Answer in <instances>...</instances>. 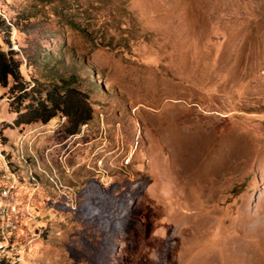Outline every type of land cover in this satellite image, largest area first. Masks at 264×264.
I'll return each mask as SVG.
<instances>
[{
    "label": "rangeland",
    "instance_id": "1",
    "mask_svg": "<svg viewBox=\"0 0 264 264\" xmlns=\"http://www.w3.org/2000/svg\"><path fill=\"white\" fill-rule=\"evenodd\" d=\"M0 15L25 79L75 74L93 110L62 142V117L13 128L0 87V206L11 189L22 227L0 217V264H264V0H0Z\"/></svg>",
    "mask_w": 264,
    "mask_h": 264
},
{
    "label": "trees",
    "instance_id": "2",
    "mask_svg": "<svg viewBox=\"0 0 264 264\" xmlns=\"http://www.w3.org/2000/svg\"><path fill=\"white\" fill-rule=\"evenodd\" d=\"M12 27L0 15V32L5 35L3 43L7 47L0 44V87L8 89L11 111L17 114L12 127L37 123L46 125L62 117L64 121L57 129V136L66 142L93 120L89 97L79 88L81 82L75 74H60L54 65L47 62L42 64L40 78L26 80L21 72L18 51L10 39Z\"/></svg>",
    "mask_w": 264,
    "mask_h": 264
},
{
    "label": "built area",
    "instance_id": "3",
    "mask_svg": "<svg viewBox=\"0 0 264 264\" xmlns=\"http://www.w3.org/2000/svg\"><path fill=\"white\" fill-rule=\"evenodd\" d=\"M10 193H11V189H4L2 192L4 205L0 206V217L1 218L8 217V220L10 222L7 224V228H9L11 232H15L18 234L22 230V227L20 225V216H18V214H15L16 213L15 211L11 210L12 212L11 213L9 210Z\"/></svg>",
    "mask_w": 264,
    "mask_h": 264
}]
</instances>
